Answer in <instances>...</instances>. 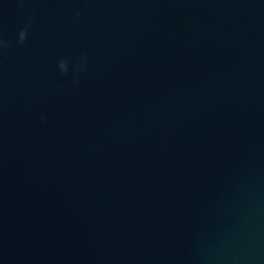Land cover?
I'll use <instances>...</instances> for the list:
<instances>
[{
  "label": "water",
  "instance_id": "95a60500",
  "mask_svg": "<svg viewBox=\"0 0 264 264\" xmlns=\"http://www.w3.org/2000/svg\"><path fill=\"white\" fill-rule=\"evenodd\" d=\"M24 8L0 0L4 39L33 19L0 61V264H264V0Z\"/></svg>",
  "mask_w": 264,
  "mask_h": 264
},
{
  "label": "clouds",
  "instance_id": "9594fccd",
  "mask_svg": "<svg viewBox=\"0 0 264 264\" xmlns=\"http://www.w3.org/2000/svg\"><path fill=\"white\" fill-rule=\"evenodd\" d=\"M13 2L16 4L17 11L23 13L25 11L24 6L28 2V0H13ZM80 11L77 12V16L80 15ZM0 15H2V9H0ZM32 26H33V19L29 15L24 25L17 31L15 36L9 40L4 39L3 34H2V26H0V61L3 60L5 51L11 48L13 43H15L17 46H22L26 42L30 34V31L32 29ZM70 59H71L70 57H67L64 59H60L57 62L56 67L60 73L66 74L68 72ZM75 70L76 69H74V71ZM79 70L82 71L83 69L81 68ZM73 82L76 83L77 81L74 80ZM44 119H45L44 115L41 114L40 116L41 123L44 122Z\"/></svg>",
  "mask_w": 264,
  "mask_h": 264
}]
</instances>
